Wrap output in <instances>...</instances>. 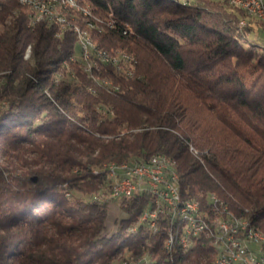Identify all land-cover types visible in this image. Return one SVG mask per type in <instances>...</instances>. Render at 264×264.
Wrapping results in <instances>:
<instances>
[{
	"label": "trees",
	"instance_id": "16d2710c",
	"mask_svg": "<svg viewBox=\"0 0 264 264\" xmlns=\"http://www.w3.org/2000/svg\"><path fill=\"white\" fill-rule=\"evenodd\" d=\"M77 1L113 13L116 25L89 33L135 59L132 74L101 63L90 75L70 59L73 23L87 28L74 10L62 28L0 0V264H121L125 253L207 264L201 250L170 258L162 227L129 230L144 195L120 198L124 216L105 231L109 202L91 199L104 173L92 169L155 153L173 161L183 197L215 194L264 233V45L244 36L249 21L238 29L246 13L227 0Z\"/></svg>",
	"mask_w": 264,
	"mask_h": 264
},
{
	"label": "built area",
	"instance_id": "2783aa9c",
	"mask_svg": "<svg viewBox=\"0 0 264 264\" xmlns=\"http://www.w3.org/2000/svg\"><path fill=\"white\" fill-rule=\"evenodd\" d=\"M53 5V13L43 11L37 14H63V11L70 9H58L55 0H38ZM244 1L248 9L261 10L264 15V0H239ZM35 2H30L34 6ZM97 9L96 7H94ZM101 11V10H100ZM104 12V11H103ZM105 13V12H104ZM106 20L116 25L113 13H105ZM245 24L238 23L241 31ZM122 30L127 31L124 27ZM76 34V33H75ZM79 51L72 54L75 60H80L81 66L86 71L93 73L101 63L114 64V57H122V62L128 66V72L132 74L135 59H127L124 50L119 53L98 52L93 45H89L84 37H77ZM106 86L108 83H101ZM112 114V111H108ZM192 147L191 145H189ZM159 156L139 160V167H122L121 170H113V167L94 168L92 172L104 173V178L99 189L92 194L94 201H110L115 197H130L136 195L146 196V201L139 212L136 222L129 230L135 231L138 225H143L153 233H158L161 227L164 229V242L166 251L170 258L180 252L181 260H188L195 256V251H207L210 247L219 249V258L214 259L215 264H264V253H253L246 244L242 243L243 232H246V225L236 222V228H228V221L208 222L206 211H215L222 208L212 197H207L201 204L189 203L184 208V216H174L176 208V188L173 175L165 174L164 168H158ZM141 162H149L150 170H142ZM256 232V230H253ZM211 259V254H210ZM128 264H135L128 253Z\"/></svg>",
	"mask_w": 264,
	"mask_h": 264
},
{
	"label": "bare ground",
	"instance_id": "6f19581e",
	"mask_svg": "<svg viewBox=\"0 0 264 264\" xmlns=\"http://www.w3.org/2000/svg\"><path fill=\"white\" fill-rule=\"evenodd\" d=\"M19 3L27 6L29 8L28 11H30L31 21L34 23L36 21L40 20H47V21H54L58 22L60 24V27L63 28V26L67 23L65 18V13L67 11H63V14H37V12H45V13H53V5L46 4V2L38 1V0H18ZM56 1V7L58 9H72L76 13L79 14L80 21L87 27L83 28L77 23H73L72 27L77 32V37H84V40L89 44L93 45L98 52L108 53L106 50L98 47L92 40L89 29H93L96 31H101L107 24L109 27H111L113 24L110 23V21H105L97 16H94L92 14V8L89 3H80L77 0H55ZM230 4H233L237 7H239L241 10H243L247 16L256 18L262 22H264V15L261 14V10H255V9H248V6L244 1L239 0H227ZM30 2H35L34 6H30ZM73 17L72 15H70ZM245 19H240L239 24H245ZM89 28V29H88ZM123 32H125L123 30ZM30 48L27 46L24 51V57H27L29 55ZM124 56L127 59H132L129 55L124 53ZM70 59L73 60L71 57ZM114 64L116 70L119 72H123L124 74L130 75L131 73L128 72V66H125L122 62V57H114ZM64 65H66L64 63ZM83 70L85 68L83 67ZM88 72V71H86ZM67 77L71 79V77H74V74L71 72H67ZM63 77L62 72H56L54 73L55 80L60 79ZM103 83H110V81L103 79ZM192 149V147H190ZM154 155L159 156L158 160V168H164L165 174L173 175L174 177L178 178V172L174 167L173 161L165 154L162 153H155L147 158H154ZM122 167H139V161L134 162H128L124 161L121 163H118L116 161H109L107 162L104 167H113V170H121ZM141 169L142 170H150V163L149 162H141ZM175 188H176V199L178 203H176V208L174 209V216H184V208L189 205L191 202L192 204H201V202L195 198H185L181 195L179 191V185H178V179L175 180ZM208 197H212L214 200L217 201V203L221 204L222 208H219V210L215 211H206V219H208V222H217V221H224V220H231L228 221V228H236V222H242L246 225V232H243L242 235V243L246 244V246L252 250L253 253H264V233L261 232L258 229H255L249 222V220L245 217L237 216L232 214L229 209L227 208L226 204L218 198L215 194H210ZM253 230H256V232H253ZM166 248V244H164ZM210 254L211 259H209V262L207 264H215L214 259L219 258V249L217 247H210ZM121 264H128V261L125 260Z\"/></svg>",
	"mask_w": 264,
	"mask_h": 264
},
{
	"label": "rangeland",
	"instance_id": "374dc122",
	"mask_svg": "<svg viewBox=\"0 0 264 264\" xmlns=\"http://www.w3.org/2000/svg\"><path fill=\"white\" fill-rule=\"evenodd\" d=\"M244 19L246 21V24H248L249 21V26L251 28L248 33L244 31L245 32L244 36H249L251 39L255 40V42L264 45V25L261 24L263 22L249 16L244 17ZM246 24L243 26L242 30H245ZM119 202H120L119 197H115L114 199L111 198L109 201V213H108L106 229H105V231L107 232H111L115 228L116 219H119L120 217L124 216V212L121 209ZM127 256L128 254L125 253L123 257L126 258Z\"/></svg>",
	"mask_w": 264,
	"mask_h": 264
},
{
	"label": "water",
	"instance_id": "95a60500",
	"mask_svg": "<svg viewBox=\"0 0 264 264\" xmlns=\"http://www.w3.org/2000/svg\"><path fill=\"white\" fill-rule=\"evenodd\" d=\"M36 178H34V180H35Z\"/></svg>",
	"mask_w": 264,
	"mask_h": 264
}]
</instances>
